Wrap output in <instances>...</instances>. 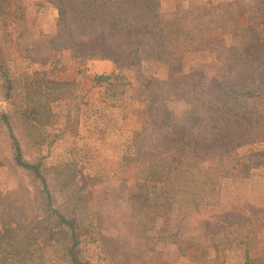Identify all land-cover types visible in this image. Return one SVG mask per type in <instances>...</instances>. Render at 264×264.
Wrapping results in <instances>:
<instances>
[{
  "label": "rangeland",
  "instance_id": "obj_1",
  "mask_svg": "<svg viewBox=\"0 0 264 264\" xmlns=\"http://www.w3.org/2000/svg\"><path fill=\"white\" fill-rule=\"evenodd\" d=\"M225 1L161 0V8L183 13ZM240 11L247 24L248 13ZM57 19V8L46 0L1 5L0 230L21 223L19 238L29 245L35 220L39 226L50 223L39 181L14 161V135L24 158L42 163L59 205L66 200V166L87 196L94 191L91 207L101 209L103 221L93 213L83 217L73 251L79 264H264V125L256 142L203 161L195 180L188 176L185 192L177 194L184 205L175 202L166 216L138 224L127 216L126 199L148 173L144 168L153 160L148 149H166L145 130L144 88L128 69L119 71L118 79L98 81L117 72L112 60L53 47L48 41L59 29ZM216 35L217 50L189 51L178 62L146 59L144 73L167 80L202 68L209 74L228 72L232 47L241 50L248 37L239 30ZM168 106L178 117L190 111L180 98ZM58 230L42 233L33 253L25 255L27 263L6 254L14 244L15 234L9 235L6 250L0 247V263L74 264L64 258Z\"/></svg>",
  "mask_w": 264,
  "mask_h": 264
},
{
  "label": "trees",
  "instance_id": "obj_2",
  "mask_svg": "<svg viewBox=\"0 0 264 264\" xmlns=\"http://www.w3.org/2000/svg\"><path fill=\"white\" fill-rule=\"evenodd\" d=\"M58 10V31L49 35L55 47H69L87 59L112 60L117 72L100 75L98 81L118 79L122 69L132 70L144 88L146 128L160 146L148 149L153 160L147 163L143 181H138L127 198L129 215L138 224L166 216L175 202L184 205L178 193H184L188 176L202 171L203 161L221 157L233 149L254 143L262 136L264 125V0H229L183 13L164 11L161 0H46ZM242 7H241V4ZM3 0H0V9ZM245 6V7H244ZM240 9L248 13L247 24ZM242 31L247 37L243 48L232 47L227 57L228 72L209 74L196 69L180 76L160 80L146 75L142 63L146 59L178 62L189 51H215L219 45L216 32ZM120 71V72H119ZM167 85L170 89L165 88ZM180 98L190 105L183 116L173 114L171 99ZM10 130H12L10 128ZM13 158L39 181L47 219L50 223L32 226L34 242L24 244L20 238L21 223L0 230V247L4 239L15 234L9 245L10 260L25 255L42 238L58 228L63 236L64 258L79 264L74 255L80 243V226L84 216L93 213L102 224L101 209L92 210L89 196L78 184L72 167L66 176L64 205L53 195L42 163L27 161L14 135ZM146 138V136L144 137ZM145 149H142V153ZM61 174V173H59ZM184 178V180H182ZM121 195V193H120ZM180 216L183 215L181 209ZM43 222V224H42ZM40 230H38V227ZM40 244V243H39ZM24 245L25 250L20 249ZM32 245V246H31ZM1 259V258H0ZM8 259V257L6 258ZM0 264H5L3 261Z\"/></svg>",
  "mask_w": 264,
  "mask_h": 264
}]
</instances>
